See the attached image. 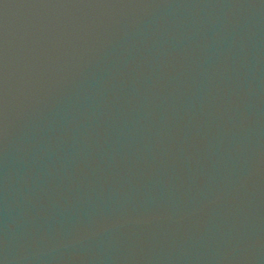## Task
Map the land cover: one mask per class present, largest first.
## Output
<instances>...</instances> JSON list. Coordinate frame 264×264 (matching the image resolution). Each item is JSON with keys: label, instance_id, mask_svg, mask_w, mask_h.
Masks as SVG:
<instances>
[{"label": "water", "instance_id": "1", "mask_svg": "<svg viewBox=\"0 0 264 264\" xmlns=\"http://www.w3.org/2000/svg\"><path fill=\"white\" fill-rule=\"evenodd\" d=\"M0 264H264V0H0Z\"/></svg>", "mask_w": 264, "mask_h": 264}]
</instances>
